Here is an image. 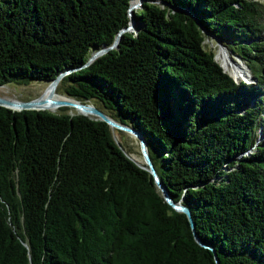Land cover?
I'll return each instance as SVG.
<instances>
[{
    "label": "trees",
    "instance_id": "obj_1",
    "mask_svg": "<svg viewBox=\"0 0 264 264\" xmlns=\"http://www.w3.org/2000/svg\"><path fill=\"white\" fill-rule=\"evenodd\" d=\"M134 1L0 0V86L69 70L56 92L140 132L167 193L107 122L0 106V264H264V0H142L86 65Z\"/></svg>",
    "mask_w": 264,
    "mask_h": 264
},
{
    "label": "water",
    "instance_id": "obj_2",
    "mask_svg": "<svg viewBox=\"0 0 264 264\" xmlns=\"http://www.w3.org/2000/svg\"><path fill=\"white\" fill-rule=\"evenodd\" d=\"M142 0H137L134 1L132 3V5L129 8V14L131 17V22L129 24V26L121 29V31L117 34V36L115 37V40L113 42V44L109 47H103L95 52L92 53L88 63L90 64L96 57H98L99 55L106 53L109 49L111 48H115L119 42V39L121 37V34L126 31V30H131L134 26L133 23V9L136 7H140ZM68 72H70L69 70L65 71V72H61L57 77H55L53 80H51L50 82L47 83L44 92L34 98H30V99H26V100H21V99H16V98H9L6 96H2L0 95V106H4L6 108L12 109V110H29V109H33V110H47L43 105L45 104V102H49L51 105L55 106V107H62V106H69V105H73L74 107H77L81 110H83L84 112H79L81 114L84 115H88L90 117H95V118H99L105 122H107L111 127L116 128V129H120V130H124L129 132L130 134H132L139 142V146H140V151L143 157L144 162L148 165L150 171L152 172V174H154L156 176L155 173V169L151 163L150 157L148 155L147 152V148H146V143L144 140V137L142 136V134L140 132H138L137 130L128 127L126 125H123L119 122H117L116 120L112 119L111 117H109L105 112H103L102 110H100L99 108H97L95 105H93L92 103L89 102H82L80 100H77L75 98L69 97L67 96L66 98H55L52 99V96H56V88L57 85L59 83V81L62 79V77L64 75H66ZM252 81L255 80V78L252 76ZM236 80V79H234ZM246 82H250L248 81L246 78L242 79ZM237 81V80H236ZM48 92L47 96L44 97L43 95ZM156 181L158 183V185L163 189V191L165 192V194L167 195L165 189L163 188L161 182L159 181V179L156 176ZM167 200L170 204H172V206L179 210L182 211L184 213H186L191 226L194 227V223L191 217V213L189 211V209L182 205V204H174L172 202V200L167 197ZM196 235V234H195ZM197 238V237H196ZM199 241V240H198ZM201 245L207 247V245L200 243Z\"/></svg>",
    "mask_w": 264,
    "mask_h": 264
},
{
    "label": "rangeland",
    "instance_id": "obj_3",
    "mask_svg": "<svg viewBox=\"0 0 264 264\" xmlns=\"http://www.w3.org/2000/svg\"><path fill=\"white\" fill-rule=\"evenodd\" d=\"M204 44H205V47L207 49L214 52L215 59L221 65L223 70H224L223 60L221 57L225 54V56L227 58V63L231 67L233 66L232 67V68H234L233 70L235 72H237V74H236L237 77L232 76L234 79H236L238 81V80L246 78L248 81H252V79H253L252 78V76H253L252 71L250 70V68L246 65V63L238 55H236L235 53L230 51L226 46L219 43L214 38H206L204 40ZM239 70L242 72H240ZM46 85H47L46 82L42 81V80H31L26 85H23V84L3 85V86H0V95L6 96L9 98L26 100V99L34 98V97L41 95L44 92ZM56 96L59 98H66L67 97V95L60 94L58 92H56ZM62 107L68 108L64 112H67V113L77 112V111L71 110L69 108V106H62ZM47 110H49V109H47ZM50 111L59 112L58 109L57 110H50ZM77 113H79V112H77ZM116 139L118 141H122L128 148H130V150L132 152V156L134 158L141 160V151H140L139 142L132 134H130L127 131L122 130L121 134L116 133Z\"/></svg>",
    "mask_w": 264,
    "mask_h": 264
},
{
    "label": "bare ground",
    "instance_id": "obj_4",
    "mask_svg": "<svg viewBox=\"0 0 264 264\" xmlns=\"http://www.w3.org/2000/svg\"><path fill=\"white\" fill-rule=\"evenodd\" d=\"M224 50V49H223ZM225 51V50H224ZM220 52V51H219ZM224 53V52H223ZM221 56V55H220ZM222 58V60H223V67H224V70H225V72H227L228 74H230L231 76H236V74H237V72H235L233 69L234 68H232L228 63H227V58H226V56H225V54L221 57ZM240 71V70H239ZM240 72H242V71H240ZM237 77V76H236ZM47 94H48V92H46L43 96L44 97H46L47 96ZM57 96H52L51 98L52 99H55ZM58 98V97H57ZM46 109H49V111L50 110H57V109H59L60 107H55V106H53V105H51L49 102H45V104L43 105ZM69 108L71 109V110H73V111H77V112H84L83 110H81V109H79V108H77V107H74L73 105H69Z\"/></svg>",
    "mask_w": 264,
    "mask_h": 264
}]
</instances>
